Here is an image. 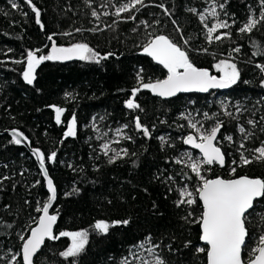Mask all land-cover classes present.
Returning a JSON list of instances; mask_svg holds the SVG:
<instances>
[{
  "label": "trees",
  "instance_id": "16d2710c",
  "mask_svg": "<svg viewBox=\"0 0 264 264\" xmlns=\"http://www.w3.org/2000/svg\"><path fill=\"white\" fill-rule=\"evenodd\" d=\"M15 2L18 7L14 9L12 0H0V221L3 222L0 223V264H9L11 256L20 251L23 241L18 233L30 234L28 225L35 227L33 218L42 215L35 211L37 201L42 204L49 196L42 170L32 152L12 143V137L1 134L13 130L23 132L32 149L39 148L46 156L57 153L54 164L47 161L45 164L57 188V201L51 213L59 209L60 216L54 231L89 230V242L79 257L60 256L71 244L70 238L61 237L46 241L35 264H121V260L129 256L130 248L148 236L154 244L160 245L157 252L167 264H207L206 254L196 252L197 247H205L199 240L200 226L182 219L189 211L198 216L202 205L198 201L192 207H177L175 203L179 199L177 188L187 184L194 191L197 183L189 168L175 163L187 150L183 138L194 133L181 114L199 113L205 127L214 121L204 120V112L210 116L219 114L224 122L219 136L232 135L236 141L223 145L226 165L211 166L205 173L209 179L231 178L229 172L234 166L231 160H239L238 125L255 133L246 142V148L259 147L264 141V132L260 131L264 127L261 119L264 117V87L261 86L264 73L255 67L257 63L264 64V56H254L256 48L252 44L253 40L264 43V25L251 35L237 31L251 15L249 6L259 14L258 0H228L225 11L237 21L231 28V39L211 45L205 39L206 29L199 15L188 11L196 8L203 12L211 0H145L153 6L122 13L120 17L112 13L123 0H33L41 10L43 30L26 0ZM161 3L172 12L171 17L155 7ZM93 10L100 14L99 19L92 16ZM105 12L109 15H104ZM132 14L136 16L135 21L127 19ZM221 18L228 17L221 13ZM173 19L183 30L184 37H191L192 49L208 48V53H190L198 67L219 75L212 65L229 58L231 52L233 62L241 71V81L224 93L178 96L172 100H162L150 90H142L136 102L143 111L130 110L125 101L131 97V89L137 86V73L141 69L145 82L149 78L155 81L167 76V70L144 54L141 45L149 32L169 35L179 41L180 34L175 31ZM141 20H147L151 27L146 29L140 24ZM156 20L159 24L154 23ZM65 32L72 35H61ZM53 33L57 34L53 39L60 46L84 42L102 55L109 52L114 55L100 63L83 61L60 65L46 61L36 70L34 84L29 85L22 77L26 61L21 64L13 61L25 60L28 50L43 49L47 54L51 46L48 36ZM237 46L241 47L239 53L232 51ZM211 53H215V57ZM66 93H71L72 97H66ZM220 99L227 105V111L238 119L224 114ZM238 103L247 110L238 113ZM50 105L67 109L61 124L56 123ZM73 113L77 117V135L65 138ZM137 115L149 128L150 138L135 129ZM249 119L257 122L255 128L247 123ZM124 124L129 126L123 129V137L115 145L117 150L127 148L129 154L109 164L108 156L113 154L105 155L102 151V145L109 139L103 135L109 132L112 136ZM124 134L132 139H124ZM160 136H164L166 142H162ZM183 173L192 180L184 179ZM236 175L264 178V163L238 167ZM5 176L9 179H3ZM169 176L174 179L168 180ZM73 187L80 190L79 194L65 196ZM125 219L130 221L127 225L111 227L107 234L93 230L98 220L111 223ZM249 220L251 247L264 232V201L256 204ZM7 224L13 226L8 228ZM188 241L191 244L185 247Z\"/></svg>",
  "mask_w": 264,
  "mask_h": 264
},
{
  "label": "snow or ice",
  "instance_id": "6c2138e0",
  "mask_svg": "<svg viewBox=\"0 0 264 264\" xmlns=\"http://www.w3.org/2000/svg\"><path fill=\"white\" fill-rule=\"evenodd\" d=\"M26 3L35 13L36 23L43 30L44 24L40 19L41 10L33 3V0H26ZM227 3L228 0H223V2L221 0H211V3L203 12L198 11L196 8L188 9L193 14L199 15L200 22L206 29L205 39L209 45L213 42L231 39V28L237 21L234 16L229 17V14L225 11ZM258 5V15L249 6L251 15L237 29L239 33L251 35L254 30H259L260 26L264 25V0H258ZM151 6L153 5L145 3V0H123L115 8V12L112 15L120 17L122 13H132L133 10L139 12L141 9ZM11 7L14 9L18 7L15 0H12ZM155 7L163 9L164 13L169 17L172 16V12L163 3L157 4ZM221 13H223L224 17L228 18L222 19ZM104 15H109V13L105 12ZM92 16L99 19L100 14L93 10ZM127 19L135 21L136 16L132 14ZM229 19H231V23H229ZM209 21L214 22L210 24ZM154 23L159 24V20H156ZM172 23L176 25L175 31L180 34L179 41L169 35H155L151 32L146 34L145 42L141 45L142 52L151 57L159 65H162L167 70V76L164 79H156L155 81L149 78L145 82L143 75H141L143 69H141L137 73V86L131 89V97L125 101L126 107L130 110L143 111L141 105L136 102L137 94L142 90H150L154 95L161 98H171L177 96L179 93H207L212 89H228L241 81V71L237 63L233 62L231 52L228 54L229 58L220 59L212 65V68L219 75L213 74L208 68L198 67L193 62L190 53H208V48L192 49L190 47L191 37H184L183 30L175 19L172 20ZM140 24H143L146 29L151 27L147 20H141ZM76 31L81 32L82 29H76ZM91 31L95 32L97 29H91ZM133 31L135 32L137 29H133ZM55 35L57 34L53 33L48 36V40L52 41V44L47 54H44L43 49L28 50L25 60L13 61L17 64L25 63L26 61V68L22 73V77L27 84H34L37 78L36 70L46 61H70L78 59L100 63L101 60H106L114 55L111 52L102 55L90 47L88 43L84 42H77L70 46H57L56 41L53 39ZM61 35H72V33L65 32ZM252 44L256 48L253 55L264 56V43L253 40ZM232 51L239 53L241 47L237 46ZM38 53L40 54L38 55ZM211 55L215 57V53H211ZM255 67L261 73H264V64L257 63ZM244 83H248V81H244ZM261 86L264 87V80L261 81ZM66 97L71 98L72 94L66 93ZM221 106L224 109L225 115L238 119V116H234L232 112L227 111V105L224 101H221ZM49 107L54 109L56 123L58 125L61 124V118L67 109L57 105H50ZM246 110L242 104H237L238 113ZM203 117L204 120H213L214 123L205 127L204 122L197 120L191 112L181 114V118L186 119L188 126L195 130V134L190 133L183 138V143L190 145L194 149H198L202 154V158L197 159L191 153L184 152L179 158L175 159L176 164H184L185 167L189 168L197 181L194 191L190 190L187 184L176 189L179 195V199L175 201L176 206L187 205L192 207L197 205L198 201L202 205L203 210L198 216L189 211L182 219L200 226L199 240L206 247H197L196 252L206 254L207 264H264V232H261L252 246L249 247L251 237L248 226L250 222L249 218L252 215L250 210H254L258 202L264 201V178L236 175L238 167H245L254 162L264 163V141L260 142L259 147L246 148V142L251 140L255 136V133L243 125H238L237 131L241 137L237 148L239 160H231V165H234L230 168L229 172L231 178L216 177L209 179L205 173L211 170V166L219 165L224 167L226 165V153L222 150V140L233 143H236V141H233L232 135H226L222 138L219 136L221 128L224 125V122L219 119V114L210 116L208 112H204ZM95 119L93 117L94 121ZM261 119L264 120V117H261ZM247 123L255 128L257 122L249 119ZM128 126V124H124L122 128L116 129V132L123 134V129L128 128ZM134 126L135 129L142 131L144 136L151 137L149 128L141 123V118L138 115L134 117ZM260 131L264 132V127H261ZM76 135L77 117L73 113L71 119L68 121L64 137H75ZM104 135H107V133H104ZM12 137L11 142L17 145L21 144L20 137L25 141L28 140V137L23 132L17 130L12 131ZM99 138L102 139L103 137ZM124 139L131 140L132 137L124 134ZM159 139L162 142H166L164 136H160ZM114 142L119 143L118 140ZM102 148L105 155H108L109 152L113 153V155L108 156L109 164L115 163L116 160L122 159L129 154L127 148L117 150L112 148L108 142H105ZM32 151L39 161L50 195L42 204L40 201H37L38 206L35 211L42 213V215L38 219L33 218L35 227H32L31 223L28 225L30 234L18 233L19 239L23 243L20 251L11 256L9 264H21V259L22 264H34V257H37V254L41 252V249L45 246V241H56L61 237L70 238L71 244L66 250L60 252V256L65 259L79 257L85 251L86 245L89 242V230L58 231L57 233L54 229L60 216L59 209L50 213L57 200V188L45 164L46 161L54 164L57 159V153L52 152L46 156L39 148H34ZM245 153L248 154L246 155ZM5 167L7 166L5 165ZM183 178L188 181L192 180V177L187 173H183ZM3 179H9V177L5 176ZM167 179L173 180L174 178L169 176ZM0 183H2V180H0ZM39 183L40 181H36V184ZM79 191L78 188L73 187L70 192L65 193V196L79 194ZM129 222L127 219L111 223L98 220L93 225V230L101 234H107L111 227L119 224L127 225ZM0 223L3 222L0 221ZM6 226L11 228L13 225L7 224ZM189 244H191V241H188L185 247ZM159 247L160 245L154 244L151 236H148L144 241L130 248L129 256L124 257L121 260V264H133V261H138L139 264H167L162 255L157 252ZM168 247L171 249V245ZM145 252L148 254L147 256L144 255Z\"/></svg>",
  "mask_w": 264,
  "mask_h": 264
},
{
  "label": "water",
  "instance_id": "95a60500",
  "mask_svg": "<svg viewBox=\"0 0 264 264\" xmlns=\"http://www.w3.org/2000/svg\"><path fill=\"white\" fill-rule=\"evenodd\" d=\"M56 41V40H55ZM57 43V42H56ZM51 44H52V41H51ZM57 46H60V45H58V43H57ZM50 48H51V46H50ZM50 48H49V51H50ZM47 62H50V63H52V64H60V65H66V64H72V63H81V62H83V61H81V60H78V59H73V60H70V61H47ZM229 89V88H228ZM228 89H212V90H210L209 92H207V93H200V92H190V93H179L177 96H175V97H171V98H161V97H159V96H156V95H154L155 97H157V98H160V99H162V100H172V99H174V98H176V97H178V96H187V95H201V96H206V95H209V94H211V93H224V92H226ZM2 135H8V136H10V137H12V131H7V132H2L1 133ZM13 138V137H12ZM20 139H21V144H19V145H22V146H24V147H26V148H28L31 152H32V154H33V149L31 148V146H30V144L28 143V141H25V140H23V138L22 137H20ZM184 146L188 149V150H191V151H195V152H197V153H199V154H201L200 153V151L198 150V149H194V148H192L190 145H187V144H184ZM201 156H202V154H201ZM35 158H36V156H35ZM36 160H37V158H36ZM37 162H38V164H39V161L37 160ZM40 165V164H39ZM218 167H221V166H219V165H217ZM41 168V167H40ZM222 168V167H221ZM42 170V169H41ZM44 177V176H43ZM44 179H45V177H44ZM45 182H46V179H45ZM47 188V187H46ZM47 192H48V190H47ZM48 194L50 195V193L48 192ZM57 201V200H56ZM56 201H55V203H56ZM54 203V204H55ZM52 210V209H51ZM51 210H50V213H51ZM251 212H252V210H250ZM47 241V240H46ZM46 241H45V243H46ZM202 243V242H201ZM203 244V243H202ZM204 245V244H203ZM205 247H206V245H204ZM43 249V248H42ZM42 249H41V251H42ZM40 253H38L37 254V256L39 255ZM37 257H34V261H35V259H36ZM35 264V263H34Z\"/></svg>",
  "mask_w": 264,
  "mask_h": 264
},
{
  "label": "rangeland",
  "instance_id": "374dc122",
  "mask_svg": "<svg viewBox=\"0 0 264 264\" xmlns=\"http://www.w3.org/2000/svg\"><path fill=\"white\" fill-rule=\"evenodd\" d=\"M212 22H214V21H212ZM222 101V99H220V102ZM193 114V113H192ZM193 116H195V118L197 119V120H202L203 121V119H201V118H199L198 117V115L197 114H193ZM188 122V121H187ZM194 131V133L193 134H195V130H193ZM110 133L109 132H107V135H103L104 137H108L109 139H108V143H110L111 144V147L112 148H115V149H117V147H116V143L114 142V141H119L120 140V138H122L123 137V134H118L116 131H114L113 133H112V136H110L109 135ZM105 143V142H104ZM228 143H229V141H227V140H222V145H228ZM102 149V151H103V148H101ZM104 152V151H103ZM185 152H188V153H191V155L194 157V158H197V159H200V158H202V156H201V154H199V153H197V152H195V151H191V150H186ZM109 153H111V152H109ZM111 154H113V153H111ZM144 255L145 256H147L148 254L145 252L144 253ZM133 264H139V262L138 261H133Z\"/></svg>",
  "mask_w": 264,
  "mask_h": 264
}]
</instances>
